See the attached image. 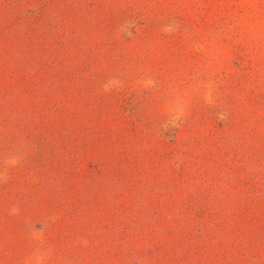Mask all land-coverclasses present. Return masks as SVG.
<instances>
[{
  "label": "rangeland",
  "instance_id": "obj_1",
  "mask_svg": "<svg viewBox=\"0 0 264 264\" xmlns=\"http://www.w3.org/2000/svg\"><path fill=\"white\" fill-rule=\"evenodd\" d=\"M0 264H264V0H0Z\"/></svg>",
  "mask_w": 264,
  "mask_h": 264
}]
</instances>
